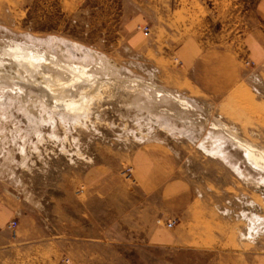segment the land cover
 Listing matches in <instances>:
<instances>
[{"label":"rangeland","instance_id":"1","mask_svg":"<svg viewBox=\"0 0 264 264\" xmlns=\"http://www.w3.org/2000/svg\"><path fill=\"white\" fill-rule=\"evenodd\" d=\"M258 3L0 0V44L27 45L112 78L118 76L117 65L119 79L152 82L190 102L183 106L144 91L133 94L121 82H110L86 100L77 118L46 104L36 86L0 84V194L24 211L41 214L54 234L67 225L57 222L58 212L71 209L73 200L83 201L88 181L82 177L89 167L110 165L132 187L137 183L130 164L134 150L157 142L175 153L196 198L212 203L228 236L238 231L240 244L254 241L264 250V171L248 162L233 139L264 149V64L248 56L245 42L260 19ZM142 25L151 27L149 36ZM189 38L201 45L222 43L237 53L244 72L233 91L209 97L193 87L180 64L181 47ZM73 91L82 99L80 90ZM237 203L247 205L239 216L230 208ZM230 245L237 247L233 241ZM52 250L0 248V264H50ZM163 254L161 261L167 259Z\"/></svg>","mask_w":264,"mask_h":264},{"label":"crops","instance_id":"2","mask_svg":"<svg viewBox=\"0 0 264 264\" xmlns=\"http://www.w3.org/2000/svg\"><path fill=\"white\" fill-rule=\"evenodd\" d=\"M257 10L260 19L248 30L245 42L248 56L263 65L264 0H259ZM215 44L201 45L189 38L180 50L184 74L209 97L233 91L244 72L234 50ZM130 164L137 181L132 187L123 184L110 165L89 167L82 177L88 181L83 184V201L73 200L71 209L58 212L57 222L66 220L67 225L54 234L41 214L24 211L21 204L0 194V248H52L50 264H64L65 259L68 264H264V250L254 241L240 244L238 231L229 237L224 218L212 203L196 198L195 186L181 173L169 147L147 142L134 150ZM76 202L82 211H76ZM230 208L239 216L247 205ZM171 219L176 222L169 228L166 223ZM231 241L237 247L226 246ZM161 252L167 259L161 261Z\"/></svg>","mask_w":264,"mask_h":264},{"label":"bare ground","instance_id":"3","mask_svg":"<svg viewBox=\"0 0 264 264\" xmlns=\"http://www.w3.org/2000/svg\"><path fill=\"white\" fill-rule=\"evenodd\" d=\"M0 46V84L2 86L27 84L38 87L46 104L51 105L54 110L59 111L62 115H74L78 118L80 112L84 110L83 104H86L92 98V94L98 91L101 86L110 82L113 84L121 82L127 89L132 88L129 90L133 94L138 91H144L149 95L159 96L157 99L160 98V100L163 98L169 102L171 101L170 99H173L183 106L190 104L181 95L164 87L159 88L152 82L148 83L142 79L129 81L119 79L121 76L117 65L114 66L117 69L114 73L118 76L112 78L109 75L103 76L90 72L86 66L64 62L53 54L27 45L11 43L0 44ZM5 57L7 59H4ZM44 67H47V69ZM127 84H132L133 86H127ZM84 85L87 86L85 87ZM73 89L81 91L80 98L82 99H76ZM134 103L137 106L140 105L139 102ZM192 106L194 105L192 104ZM218 126L217 124L215 127L217 128ZM233 139L239 148L245 152L248 162L255 168L264 171V149L237 137Z\"/></svg>","mask_w":264,"mask_h":264},{"label":"built area","instance_id":"4","mask_svg":"<svg viewBox=\"0 0 264 264\" xmlns=\"http://www.w3.org/2000/svg\"><path fill=\"white\" fill-rule=\"evenodd\" d=\"M140 29L144 36H149L151 33V27L149 25H142ZM245 63L249 64V61H245ZM175 222H176V219H171L167 221L166 226L170 228L174 225ZM15 226H16V221L15 220L11 221V223L9 224V228L13 230ZM64 261H65V264L69 262L68 259H65Z\"/></svg>","mask_w":264,"mask_h":264}]
</instances>
